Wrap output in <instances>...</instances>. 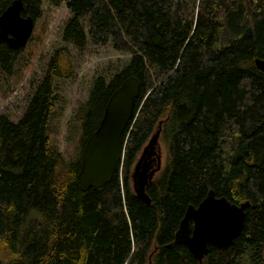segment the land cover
<instances>
[{
    "label": "trees",
    "instance_id": "obj_1",
    "mask_svg": "<svg viewBox=\"0 0 264 264\" xmlns=\"http://www.w3.org/2000/svg\"><path fill=\"white\" fill-rule=\"evenodd\" d=\"M12 0H0V12ZM20 13L41 16L42 0ZM69 10L61 38L82 47L111 42L131 54L106 81L98 75L75 112L78 152L65 160L47 129L56 79L73 74L71 51L56 47L23 114H0V264H200L173 243L186 207L209 188L248 199L244 227L224 247L209 244L202 264H240L264 252V0H48ZM22 47L0 40V71L11 74ZM140 82L135 115L121 135L110 181L82 190L81 149L112 91ZM161 122L168 159L141 201L131 172ZM170 243V245H168Z\"/></svg>",
    "mask_w": 264,
    "mask_h": 264
},
{
    "label": "water",
    "instance_id": "obj_2",
    "mask_svg": "<svg viewBox=\"0 0 264 264\" xmlns=\"http://www.w3.org/2000/svg\"><path fill=\"white\" fill-rule=\"evenodd\" d=\"M23 7L22 0H12L0 12V40L12 48L24 46L34 27L33 17L20 13ZM254 62L258 69L264 71V57H255ZM139 87V79L129 75L109 95L97 125L81 150L77 177L82 190L101 187L112 179L122 155V132L135 115ZM161 122L142 147L131 172L133 190L146 204L151 201L146 186L160 165L158 161L157 166L151 168L150 157L156 152L159 159L157 139ZM248 205V199L232 202L209 188L197 205L186 207L172 242L185 244L202 264L209 244L227 246L242 231Z\"/></svg>",
    "mask_w": 264,
    "mask_h": 264
},
{
    "label": "rangeland",
    "instance_id": "obj_3",
    "mask_svg": "<svg viewBox=\"0 0 264 264\" xmlns=\"http://www.w3.org/2000/svg\"><path fill=\"white\" fill-rule=\"evenodd\" d=\"M40 8L42 14L35 20L32 33L18 54L11 74L0 71V114L7 115L12 121L21 117L42 79L53 50L67 45L71 51L73 74L56 79L57 99L49 118L47 134L51 145L69 161L80 149L81 126L75 119V112L86 101L95 78L103 75L106 81L110 80L128 62L131 54L115 49L109 41L93 43L90 37L82 47L65 43L61 34L70 14L65 2L53 5L48 0H42ZM157 148L159 159L152 162L151 168L156 167L158 161L160 165L151 179H155L167 164V140L161 129ZM239 261L240 264H264V252L262 257L254 259L248 255L241 256ZM1 264H11V260L4 255Z\"/></svg>",
    "mask_w": 264,
    "mask_h": 264
},
{
    "label": "flooded vegetation",
    "instance_id": "obj_4",
    "mask_svg": "<svg viewBox=\"0 0 264 264\" xmlns=\"http://www.w3.org/2000/svg\"><path fill=\"white\" fill-rule=\"evenodd\" d=\"M161 129V128H160ZM141 152V151H140ZM140 154V153H139ZM155 154V155H154ZM154 154H152L151 155V157H150V166H151V164H152V162L154 161V160H156V152L154 153ZM149 160V159H148ZM158 169V168H157Z\"/></svg>",
    "mask_w": 264,
    "mask_h": 264
}]
</instances>
